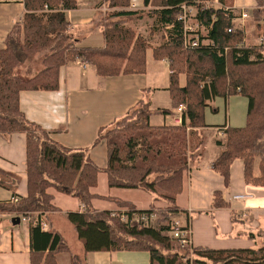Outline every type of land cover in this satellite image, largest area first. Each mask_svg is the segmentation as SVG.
<instances>
[{"label":"trees","instance_id":"16d2710c","mask_svg":"<svg viewBox=\"0 0 264 264\" xmlns=\"http://www.w3.org/2000/svg\"><path fill=\"white\" fill-rule=\"evenodd\" d=\"M24 13L15 22L0 48V134L22 132L26 137L27 194L16 201L0 202V212L16 217L57 210L49 189L75 197L83 211H68L84 254L96 251H146L150 264H264V245L258 248L212 249L181 246L169 233L171 219L179 213L176 197L183 176L204 136L199 135L195 150H189L191 135L206 126L205 109L216 97L240 95L247 99L246 121L242 127H224L225 141L212 169L225 186L230 183V165L243 162L246 184L264 187V43H245V33L235 27L233 0H143L145 10L129 9L131 0H100L106 11L100 18L104 44L80 45L70 31L66 11L77 8L78 0H21ZM251 18L262 27L264 0H254ZM193 8L191 31L184 32L178 20L181 6ZM147 16L164 30L162 42L153 46L128 22ZM154 60H165L169 70L167 87L170 107H150L149 99L137 101L121 118L98 130L95 143L105 142L106 165L99 167L87 149L68 148L53 140L49 132L29 121L19 107L25 90L54 91L59 88L61 66L82 62L91 65L99 77L143 74L147 50ZM41 54L42 68L31 76L15 73ZM183 75L185 82L180 83ZM183 105L179 125H152L154 114L170 115ZM217 144H221L217 141ZM99 172L107 186L143 190L161 201L147 209L115 197L91 192ZM19 179L0 169V186L14 191ZM113 201L124 211L95 210L94 199ZM229 204L222 192H213L211 209ZM121 213L126 221L120 219ZM144 215L146 220L133 218ZM154 214L153 221L149 220ZM30 232V264H57L56 255L69 251L57 232L44 231L39 223ZM71 264L86 259L70 254Z\"/></svg>","mask_w":264,"mask_h":264},{"label":"crops","instance_id":"0c3cea01","mask_svg":"<svg viewBox=\"0 0 264 264\" xmlns=\"http://www.w3.org/2000/svg\"><path fill=\"white\" fill-rule=\"evenodd\" d=\"M99 1L78 0L77 8L66 11L70 31L80 45L102 46L104 44L102 26L99 22L109 9L104 5L97 7ZM8 2L16 3L22 8L20 17L18 15L10 17L12 26L21 20L24 8L21 0H8ZM254 6V0H233L231 7L234 25L244 31L245 43L249 45L264 43L262 27H258L257 22L251 18V10ZM129 9L145 10L147 8L143 6V0H131ZM243 12L247 13L246 18L242 17ZM17 18L18 20H15ZM134 21L128 22V25L135 28ZM40 57L41 54L26 64L28 76L35 73L33 68L36 62H39ZM146 61V71L143 74L110 77H99L91 65L82 62L76 61L63 65L59 69V88L54 91H21L19 94L20 110L29 121L40 125L58 143L68 148L87 149L92 160L103 168L106 163L105 142H94L101 126H106L121 118L144 95L149 99L152 109L170 107L167 90L169 84L167 62L152 58V69H150L149 61L147 59ZM161 64L167 70L166 82L159 73L162 69ZM184 82L185 78L181 75V85ZM159 94H165L164 104L156 100ZM166 104L169 106H165ZM207 109H209L208 112H206ZM246 110L247 99L243 96L233 95L227 99L216 97L206 107V126L198 129V135L195 133L191 135L190 151L195 150L194 145L200 134L204 136V142L198 149L199 154L191 160L183 176L182 190L176 197V204L180 211L175 217L183 226L189 227L192 247L233 249L258 248L264 245V187L245 183L241 159L233 160L230 165L229 186L224 185L223 178L211 166L213 160L222 151L225 141L223 129L219 126H244ZM157 115L150 117L152 125H179L181 122V113L177 110L170 115H160L162 121L153 124L152 119ZM217 141L221 144H217ZM0 169L16 175L19 179L14 191L0 186V202L13 201L15 197L26 196V137L24 133L13 132L7 136L0 134ZM102 173L104 172L98 174L97 185L90 189L92 193L129 201L137 209H147L153 202L156 207L165 206L161 201H153L151 194L139 189L107 186L110 190L108 195L97 193L96 189ZM217 190L222 192V197L229 206L215 208L211 215L206 211L211 209L213 192ZM142 191L146 194L141 193ZM49 192L53 195V203L57 210L43 214L31 213L28 216L29 221H23L20 217L15 220L16 216L13 213L0 212V264H30L29 229L39 219H43L47 224L48 229L44 231L59 233L69 249V251H62L56 255L57 264H71L70 254H77L75 251L78 248L80 254L77 255H84L86 264H150L149 254L146 251H96L84 254L77 236L79 247L69 246L61 227L67 228L71 234L73 232L76 235V233L73 227L67 225L69 221H67L66 213L68 211L81 212L84 206L75 197L52 188ZM132 194L142 195L145 199L143 204L133 198ZM130 195L132 198L129 197ZM91 204L93 209L98 211L119 210L123 212L125 209L119 208L113 201L97 198H94Z\"/></svg>","mask_w":264,"mask_h":264},{"label":"rangeland","instance_id":"374dc122","mask_svg":"<svg viewBox=\"0 0 264 264\" xmlns=\"http://www.w3.org/2000/svg\"><path fill=\"white\" fill-rule=\"evenodd\" d=\"M193 13H194V11L192 12V14ZM21 14H22V8L18 4L13 3V2H8V0H2L0 2V46L1 47L4 46V41H3L4 37L7 35V32L10 29V27H12L10 25V17L15 16V15H18V17H20ZM15 20H18V18ZM189 22H190V24L193 22L192 17L189 18ZM134 24H135L134 27H135L136 31L140 30L139 33H141L143 36H145L151 45L155 46V45L159 44L160 42H162V35H164V30L160 29L159 27L154 26L153 19L146 16V18L137 19L136 21H134ZM192 29H193V27H192ZM147 56H148L147 60L149 61L148 67L150 69H152L151 50L147 51ZM161 67H162V69H161V72H159V73L161 75V78L164 79L166 82V76H167L166 71L167 70H166V67L162 64H161ZM41 68H42L41 63L36 62L35 66L33 68V72H37ZM15 73L20 75V76H28L26 64H23L22 66L17 67L15 69ZM165 98H166L165 94H159V96H158V98H156V100L158 99L157 101H159L160 104H164L163 102H164ZM167 105L168 104H166L165 106H167ZM208 111H209V109H207L206 112H208ZM204 115H205V112H204ZM154 117L155 118L152 119L153 124H158L160 121H162V116L157 115ZM103 165H104V163H103ZM105 165H106V163H105ZM109 191L110 190L108 189L107 184H106V176L104 173H102L99 177V182H98V187L96 189V192L108 195ZM127 191H130V190H127ZM138 192H140V191H138ZM141 193H145V192L142 191ZM129 197L135 198L141 204H143V200H145L144 197L140 194H132V197H131V195ZM153 220L154 219H152L151 221H153ZM67 225H69V227H72V226H70L71 224L69 222H67ZM61 228H62V231L64 233L65 240L69 244V246H72L74 248L79 247L77 244L76 235L73 232H72V234L69 233V231L65 227H61ZM75 252L77 254H80V249L78 248V250H76Z\"/></svg>","mask_w":264,"mask_h":264},{"label":"built area","instance_id":"2783aa9c","mask_svg":"<svg viewBox=\"0 0 264 264\" xmlns=\"http://www.w3.org/2000/svg\"><path fill=\"white\" fill-rule=\"evenodd\" d=\"M1 1V0H0ZM215 4H218V0H214ZM193 12V8L187 5H182L181 6V12L178 15V20L182 22V24L184 25V32L185 34H187V31H191L192 30V23L190 24L189 22V18L191 17V14ZM248 15L246 12L242 13V17L246 18ZM185 109V107L183 105H179L177 107V111L178 112H182ZM17 198H13V201H16ZM20 218L23 221H29L28 216L22 215L20 216ZM133 218L135 219H140V220H146L147 217L144 215H134ZM155 218L154 214H150L148 219L152 220ZM120 219L126 221V216L124 213H121L120 215ZM37 223L40 224L41 229L42 230H47V224L45 223V221L43 219H39L37 221ZM169 233L172 237H174L175 239H177L179 241V243L181 244V246H191V242H190V231H189V227L188 226H183L180 222V220L178 218H173L171 219L170 223H169Z\"/></svg>","mask_w":264,"mask_h":264}]
</instances>
